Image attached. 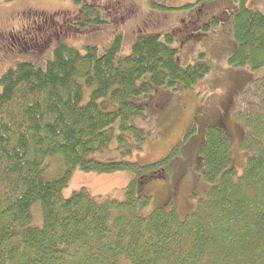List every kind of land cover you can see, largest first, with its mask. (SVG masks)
<instances>
[{"label": "trees", "instance_id": "16d2710c", "mask_svg": "<svg viewBox=\"0 0 264 264\" xmlns=\"http://www.w3.org/2000/svg\"><path fill=\"white\" fill-rule=\"evenodd\" d=\"M202 1L213 0H196ZM233 1L231 19L213 15L191 30L182 23L177 33L144 34L126 57L119 56L122 36L102 55L96 46L61 43L45 69L22 63L1 78L0 264H264V76L252 80L250 73L264 70V14L248 0ZM79 15L82 27L107 22L94 5L84 4ZM233 19L228 64L250 73L239 107L209 126L195 148L188 143L194 129L159 161L129 160L146 141L135 121L152 124L170 99L163 119L175 113L172 92L192 91L210 73L204 54L187 67L178 64L182 44L205 41L200 29L226 20L232 33ZM8 50L2 58L12 55ZM38 50L22 56L44 54ZM238 139L246 155L241 175L231 155ZM188 152L197 157L190 163L196 181L188 183L199 201L181 214L175 197L188 176L177 162ZM52 161L63 167L55 177ZM75 170L133 179L122 202L86 189L65 198ZM163 178L173 181L172 193L160 198L148 184Z\"/></svg>", "mask_w": 264, "mask_h": 264}, {"label": "rangeland", "instance_id": "374dc122", "mask_svg": "<svg viewBox=\"0 0 264 264\" xmlns=\"http://www.w3.org/2000/svg\"><path fill=\"white\" fill-rule=\"evenodd\" d=\"M221 4H217L220 3ZM227 2V3H225ZM248 7L264 14V0H248ZM196 4L193 8H183L186 4ZM84 4L97 6L102 17L107 21L106 25H94L88 27L79 26L83 23L80 13ZM155 4V6H153ZM208 4V5H204ZM238 6L233 0H213L196 2V0H1L0 1V80L10 70H14L18 64L32 63L38 68L45 69L47 63L53 59L54 49L61 43L76 49L83 50L84 46L97 47L98 54L102 55L116 38L122 36V49L119 56L126 57L136 42V37L155 32H176L180 24L184 23V30H191L192 26H203L213 15H223L232 18V5ZM198 5L200 8L196 11ZM204 5V6H201ZM235 8V7H234ZM27 11H29L27 13ZM25 12V14H20ZM188 12V13H187ZM57 13L59 19L54 22L51 17ZM235 18V17H234ZM234 19L232 21V33L228 21H223L220 26H212L209 30H202L197 35L200 39L206 36V40H188L182 44L177 62L182 67H187L198 62L201 55L210 67V73L200 81L192 91L178 90L172 92L177 110L163 117L172 105L160 109L155 113L152 124H135L145 132L146 141L141 151H135L128 159L140 165H148L159 161L169 152L181 144L186 134L189 135L188 143L197 147L205 138L209 126L218 123L232 108L237 109L242 101L243 94L250 87V73L256 78L264 76V70L259 72L247 69H232L228 64V56L233 52L236 42L233 35ZM226 34H230V36ZM177 35V34H176ZM175 35V36H176ZM208 35V36H207ZM179 36V34L177 35ZM180 37V36H179ZM234 37V36H233ZM136 38V39H135ZM123 46L126 51L123 50ZM43 53L41 56H32L25 53H35V49ZM12 55L3 57L5 50ZM235 50V49H234ZM38 58V59H36ZM251 80V81H252ZM1 91V87H0ZM161 90L151 96L158 98ZM229 104V105H228ZM228 105V107H227ZM227 107V108H226ZM149 114V113H148ZM198 127V128H197ZM192 130V131H190ZM186 154L177 163L184 164L188 179L182 180L179 193L175 197L176 205L181 214L188 210H194L199 196L193 198L195 189L192 191L189 179L196 174L190 172V163L197 157ZM232 160L236 166L237 175H241L246 163V155L241 150L239 139L233 143ZM178 158V159H179ZM185 158V159H184ZM51 162L49 167L50 176H58L63 172L60 163ZM54 166V167H53ZM48 176L49 178H51ZM184 177V178H185ZM133 179L130 173L116 172L112 174L84 173L75 170L70 178L68 186L63 191V196L69 198L74 192L86 189L93 197L104 200L106 198L124 201L126 190ZM152 179V178H150ZM167 179L154 181L149 192L157 194L160 198L171 194V183ZM188 183V184H187ZM152 188V189H151ZM200 186L197 192L200 193ZM193 198L190 200V198Z\"/></svg>", "mask_w": 264, "mask_h": 264}, {"label": "flooded vegetation", "instance_id": "af4514ba", "mask_svg": "<svg viewBox=\"0 0 264 264\" xmlns=\"http://www.w3.org/2000/svg\"><path fill=\"white\" fill-rule=\"evenodd\" d=\"M20 14H25V12L20 13ZM51 17L54 18V22H55L57 19H59V17L57 16V13H53V14L51 15Z\"/></svg>", "mask_w": 264, "mask_h": 264}]
</instances>
